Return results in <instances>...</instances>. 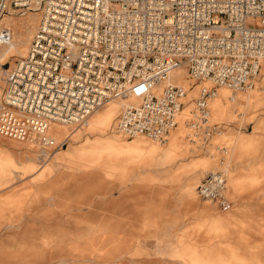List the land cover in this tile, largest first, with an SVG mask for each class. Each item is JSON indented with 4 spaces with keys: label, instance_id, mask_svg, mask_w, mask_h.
Segmentation results:
<instances>
[{
    "label": "rangeland",
    "instance_id": "obj_1",
    "mask_svg": "<svg viewBox=\"0 0 264 264\" xmlns=\"http://www.w3.org/2000/svg\"><path fill=\"white\" fill-rule=\"evenodd\" d=\"M41 18L39 10H12L0 23L12 31L15 46L9 52L0 45V97ZM180 74L190 113L176 144L182 117L164 143L119 134L123 101L109 103L117 111L106 134L92 131V119L104 108L84 128L55 126L63 132L58 141L68 142L42 161L32 146L0 136V207L14 215L12 228L0 225V264H264V106L245 107L248 94L264 100V73L246 91L213 90L229 91L233 113L216 115V99L210 100L208 138L205 127L194 129L191 121L200 90L213 85ZM110 136L125 144L142 140L160 153L111 149ZM119 158L123 169L114 165ZM212 172L227 178L228 211L198 196Z\"/></svg>",
    "mask_w": 264,
    "mask_h": 264
},
{
    "label": "built area",
    "instance_id": "obj_2",
    "mask_svg": "<svg viewBox=\"0 0 264 264\" xmlns=\"http://www.w3.org/2000/svg\"><path fill=\"white\" fill-rule=\"evenodd\" d=\"M42 13L28 53L4 79L0 136L50 156L66 146L52 126L74 130L112 101L128 103L116 129L164 143L185 107L184 70L202 88L194 129L208 126L215 88L246 91L263 72L264 0H0V23L16 10ZM0 28V40L10 41ZM207 127V128H206ZM198 196L228 211V181L209 173Z\"/></svg>",
    "mask_w": 264,
    "mask_h": 264
},
{
    "label": "crops",
    "instance_id": "obj_3",
    "mask_svg": "<svg viewBox=\"0 0 264 264\" xmlns=\"http://www.w3.org/2000/svg\"><path fill=\"white\" fill-rule=\"evenodd\" d=\"M229 98H230L229 91L221 92L219 97L215 98L216 102L214 103V111H215L216 115L221 116V117H228V118L232 117L233 111H232V106L228 103ZM262 106H264V100L260 95L248 94L245 107L254 108V109L258 110ZM103 108H104V110L100 111L92 119V123L94 124V128H92V131L106 134L110 130V124L112 123V120L116 116L117 108L114 104L106 105ZM189 113H190V111H188L187 108L184 109L181 113L180 117H182V120L180 121V131L175 136V138L173 140L174 144H176L179 141V139L182 138L184 135V131H183L184 122H185V118L189 115ZM54 132H55V129H54ZM62 134H63L62 131H58V133L56 132L57 139H61ZM72 137H74V135ZM108 138L110 139L108 147L111 149L117 148V149L122 150L123 152L126 151L129 153L143 152V153L149 154V155H155V154L160 153V149L158 148V146L149 144L147 142H143L142 140H137L135 143H132V144H127V143L125 144V143H121L122 140L118 137L110 136ZM14 146H18V145H14ZM73 149H69V150L71 151ZM92 149H94V148H92ZM40 158L41 157H39V160H40ZM28 159L30 162L36 161V159L35 160L32 158L31 159L28 158ZM41 161H42V159H41ZM120 161H121L120 158L117 161L115 160L114 165H116L119 169H123L124 165ZM196 182L197 181L194 180L190 184L194 185ZM0 206H2V205H0ZM5 206H7V205H5ZM5 206L0 207V225L7 224V229H9V228H12L14 226V225H12V224H14V215L12 212L4 210L5 208H7ZM60 264H69V262L62 261V262H60Z\"/></svg>",
    "mask_w": 264,
    "mask_h": 264
},
{
    "label": "bare ground",
    "instance_id": "obj_4",
    "mask_svg": "<svg viewBox=\"0 0 264 264\" xmlns=\"http://www.w3.org/2000/svg\"><path fill=\"white\" fill-rule=\"evenodd\" d=\"M40 1H42V0H40ZM36 10H39V9H35L34 11H36ZM6 29H8V28H6ZM38 29V28H37ZM10 30V29H9ZM10 32H12L11 30H10ZM12 34V33H11ZM35 35V34H34ZM34 37V36H33ZM32 41V40H31ZM4 44H6V46L4 45ZM31 44V43H30ZM0 45H4L5 46V48L10 52L11 50H14L15 49V46H14V44L12 43V39L10 40V41H1L0 40ZM2 47V46H1ZM29 47H30V45H29ZM29 50V49H28ZM28 53V52H27ZM27 53H26V55H27ZM26 55H24V56H20V57H25ZM263 67H264V65H263ZM180 72H184L185 74H186V72L184 71V70H178V71H176V72H174L172 75H171V78H170V80H171V82L173 81V79H172V76H175L174 77V79L176 78V80H174V83H178L179 84V80H177V77H178V79H179V77H181V74H180ZM263 73H264V69H263ZM181 84V83H180ZM220 95V94H219ZM219 95L218 94H216L215 96H213V98L212 99H215V98H217V96L219 97ZM1 98V97H0ZM127 105H128V103H127ZM126 105V106H127ZM125 106V107H126ZM124 110V109H123ZM122 110V111H123ZM97 113V112H96ZM95 114V113H94ZM93 114V115H94ZM92 115V116H93ZM92 116L88 119V122L86 123V125L84 126V127H86V126H88L89 125V121H90V119L92 118ZM55 126H61V125H55ZM55 126H52V128L50 129V135L54 138V140L57 142V143H61V142H59L58 141V139H57V136H55L56 135V132H54V127ZM64 127V126H63ZM84 127H81V128H84ZM138 137V136H137ZM40 157H41V159L42 160H44V158L45 157H47V156H45V157H42V155L40 154ZM48 158H51V157H48Z\"/></svg>",
    "mask_w": 264,
    "mask_h": 264
}]
</instances>
